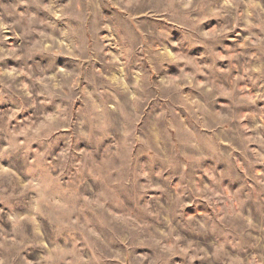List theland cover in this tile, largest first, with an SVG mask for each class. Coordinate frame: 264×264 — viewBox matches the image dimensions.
I'll return each mask as SVG.
<instances>
[{
  "label": "rangeland",
  "instance_id": "1",
  "mask_svg": "<svg viewBox=\"0 0 264 264\" xmlns=\"http://www.w3.org/2000/svg\"><path fill=\"white\" fill-rule=\"evenodd\" d=\"M0 264H264V0H0Z\"/></svg>",
  "mask_w": 264,
  "mask_h": 264
}]
</instances>
